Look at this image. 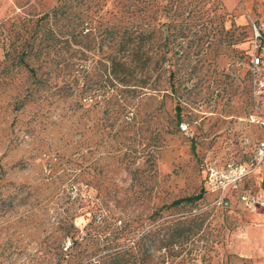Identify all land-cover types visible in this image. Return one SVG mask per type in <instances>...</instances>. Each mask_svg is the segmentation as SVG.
<instances>
[{
	"label": "rangeland",
	"instance_id": "1",
	"mask_svg": "<svg viewBox=\"0 0 264 264\" xmlns=\"http://www.w3.org/2000/svg\"><path fill=\"white\" fill-rule=\"evenodd\" d=\"M179 2L181 16L160 33L171 36L176 95L144 100L131 129V114L115 121L88 96L72 98L74 87L89 89L88 77L62 90V70L49 75L45 97L18 108L16 87L31 80L3 69L1 27L57 0H0V264H62L63 234L82 229L98 201L148 215L199 193L209 168L254 158L264 132L249 116L264 117V100L250 68L255 56L264 61V0H207L204 16L198 0ZM161 70L166 77V62ZM226 197L218 208L216 194L204 195L193 213L215 207L210 224L201 241L178 247L176 264H264V166Z\"/></svg>",
	"mask_w": 264,
	"mask_h": 264
},
{
	"label": "trees",
	"instance_id": "2",
	"mask_svg": "<svg viewBox=\"0 0 264 264\" xmlns=\"http://www.w3.org/2000/svg\"><path fill=\"white\" fill-rule=\"evenodd\" d=\"M206 1L198 0L205 8L202 16L210 12ZM181 9L179 0H165L164 5L160 0H57L47 13L16 16L2 25L1 46L5 72H24L31 80L16 87L18 108L45 97L49 75L62 70V90L83 76L93 81L83 92L73 86L74 100L88 96L115 121L131 114L126 125L134 128L144 100H173L176 95L171 36L160 33L162 27L171 30ZM162 17L166 23L160 22ZM182 55L187 60L188 54ZM156 111L153 107L150 114ZM175 111L179 116L182 109L177 105ZM207 193L203 185L199 193L148 215H130L119 202L100 200L82 229L71 224L63 234V241H69L62 245V264H176L178 247L184 250L195 237L201 241L203 236L197 235L210 224L215 207L193 213Z\"/></svg>",
	"mask_w": 264,
	"mask_h": 264
},
{
	"label": "built area",
	"instance_id": "3",
	"mask_svg": "<svg viewBox=\"0 0 264 264\" xmlns=\"http://www.w3.org/2000/svg\"><path fill=\"white\" fill-rule=\"evenodd\" d=\"M250 85L255 97L264 100V61L260 57H253L250 68ZM249 120L257 123L264 132V117L257 119L250 115ZM181 130H186V125H180ZM259 165L264 166V139L259 141L256 147V154L248 164L228 163L222 169L209 168L206 179V189L217 196V203L227 205V193L235 190L239 184L246 179L253 169ZM241 200L246 201L245 196ZM264 206V202L261 203Z\"/></svg>",
	"mask_w": 264,
	"mask_h": 264
}]
</instances>
